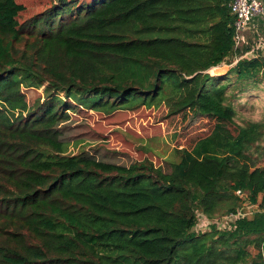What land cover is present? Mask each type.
Returning a JSON list of instances; mask_svg holds the SVG:
<instances>
[{
  "label": "trees",
  "instance_id": "obj_1",
  "mask_svg": "<svg viewBox=\"0 0 264 264\" xmlns=\"http://www.w3.org/2000/svg\"><path fill=\"white\" fill-rule=\"evenodd\" d=\"M229 1L51 0L19 22L0 0V264H264V119L238 123L235 106L264 91V53L238 59ZM142 108L205 128L159 166L65 154L73 127L97 140L79 114ZM237 190L260 211L193 231Z\"/></svg>",
  "mask_w": 264,
  "mask_h": 264
},
{
  "label": "rangeland",
  "instance_id": "obj_2",
  "mask_svg": "<svg viewBox=\"0 0 264 264\" xmlns=\"http://www.w3.org/2000/svg\"><path fill=\"white\" fill-rule=\"evenodd\" d=\"M19 4L24 6V11L20 14L18 21L24 22L32 16L46 10L50 7L51 0H17ZM216 73L211 76H221L227 73L230 66L221 64L216 67ZM264 88V84L260 87ZM34 97L37 93L33 92ZM30 96V95H29ZM238 111L236 121L241 123L243 120L257 121L264 119V91L256 92L254 96L244 97L235 103ZM71 115H73L71 113ZM82 118H85L89 124L96 130L93 136L97 140H84L87 130L86 126L80 125L71 128L75 130L68 134V146L65 148V154H77L81 152L91 153L96 158H111L104 154L103 151L99 152L98 147L103 145L106 148L125 153L135 160L149 159L155 166L161 165L162 161L178 162V153L176 150L178 145L186 147L192 137L199 135L200 128H205L204 124L195 122L194 128L187 134L186 130H182V125L174 123L171 127H167L163 123H156L154 121V112L149 109H140L136 112L132 111H119L109 117L102 115L81 113ZM73 115V118H77ZM174 121L175 119H170ZM200 132L205 134L208 127ZM178 135V138L176 136ZM235 207V209L238 207ZM224 216V215H222ZM220 216V217H222ZM252 217V216H251ZM204 222L203 225H205ZM195 231V227L193 228ZM210 228L201 229L196 226V232H209ZM248 251L251 255L256 254L253 247H249ZM250 264V262L248 263Z\"/></svg>",
  "mask_w": 264,
  "mask_h": 264
},
{
  "label": "built area",
  "instance_id": "obj_3",
  "mask_svg": "<svg viewBox=\"0 0 264 264\" xmlns=\"http://www.w3.org/2000/svg\"><path fill=\"white\" fill-rule=\"evenodd\" d=\"M228 7L231 15L234 16V48H239L243 43L250 46V49L238 59L253 57L258 52L264 53V31L260 32L258 27L252 25L254 19L264 20V0H230ZM248 32L252 36L246 34ZM238 59L235 60V63ZM235 195L238 198L239 205L234 211L214 219H208L198 213L195 231H193L196 232V226L200 229L202 226L210 229L214 227L217 231H227L236 221L251 217L260 211L259 204H251L245 192L237 190ZM204 222H206L205 225H203Z\"/></svg>",
  "mask_w": 264,
  "mask_h": 264
},
{
  "label": "crops",
  "instance_id": "obj_4",
  "mask_svg": "<svg viewBox=\"0 0 264 264\" xmlns=\"http://www.w3.org/2000/svg\"><path fill=\"white\" fill-rule=\"evenodd\" d=\"M263 21H264V20H263ZM263 21H261L260 19H254L253 22H252V25L258 27V29L260 30V32H261V31H264V28H263ZM246 34H249V35L252 36V34L249 33V32L246 33Z\"/></svg>",
  "mask_w": 264,
  "mask_h": 264
}]
</instances>
